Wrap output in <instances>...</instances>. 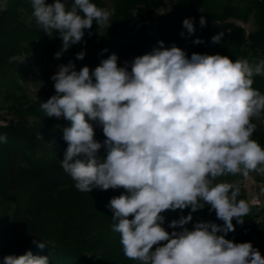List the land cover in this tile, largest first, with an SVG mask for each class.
Here are the masks:
<instances>
[{
  "label": "clouds",
  "instance_id": "obj_1",
  "mask_svg": "<svg viewBox=\"0 0 264 264\" xmlns=\"http://www.w3.org/2000/svg\"><path fill=\"white\" fill-rule=\"evenodd\" d=\"M7 6L8 0H0V12ZM31 7L29 22L34 20L50 38L59 34L57 59L83 41L94 21L97 28L111 25V13L91 0H74L70 7L62 0H31ZM200 25H206L203 16ZM183 28L193 35V18H186ZM222 36L214 35L212 43H220ZM158 45L124 66H118L113 53L95 69L77 71L70 60L51 76L56 94L41 108L47 117L71 122L63 129L68 146L61 167L80 192L125 190L107 207L128 259L140 264H264L252 243L225 238L235 231L233 219L242 225L250 208L237 199L239 184L216 183L229 174L264 175V148L251 139L257 128L252 121L264 113V94L252 87L253 77L264 75V60L233 62L228 56L199 53L189 58L175 45ZM85 54L82 50L75 58L83 60ZM94 124L102 128V142L95 138ZM6 141L0 136V142ZM205 206L223 225L200 221L189 230L192 213ZM189 208L187 216L169 223L181 230L169 233L162 226V213ZM33 244L46 247L41 240ZM3 264H49V257L27 251L4 256Z\"/></svg>",
  "mask_w": 264,
  "mask_h": 264
},
{
  "label": "trees",
  "instance_id": "obj_2",
  "mask_svg": "<svg viewBox=\"0 0 264 264\" xmlns=\"http://www.w3.org/2000/svg\"><path fill=\"white\" fill-rule=\"evenodd\" d=\"M115 1L118 4L109 31L102 35L105 28H97L94 21L81 42L82 47L94 51L91 61L95 67L115 50L120 51L118 66H124L125 62L149 53L148 49L158 43L144 31L130 36L126 26L132 9L139 4L146 9L158 8L163 0ZM73 2L66 0V6ZM91 2L105 8L103 0ZM201 9L207 17L225 24L220 43H212L217 32L206 25L201 27ZM32 11L31 0H8L7 9L0 12V136L7 138L0 142V264L6 255L19 256L27 251L48 256L49 264H140L125 257L120 234L112 231L115 221L107 205L116 197L113 189L80 192L61 167L68 146L63 129L71 122L63 117H47L41 108L42 102L56 94L55 89L43 94L36 103L24 102L16 95L22 89L15 77L16 57L32 50L54 52L62 47L58 33L50 38L34 20L29 22ZM251 16L257 26L249 34L226 22H248ZM186 18H193L195 33L191 36L183 28ZM162 38L166 48L175 45L189 58L193 53L219 54L233 62L244 58L252 64L259 63L264 60V0H180L175 11L166 17ZM197 38L204 42L194 44ZM121 44L131 47L129 53L121 52ZM253 80L252 87L264 94V75L254 76ZM258 143L264 148L263 137ZM104 153L101 150L99 156L104 158ZM252 211L256 212L254 218L248 213L243 219L253 221V226L238 234L233 242L256 241L264 247V205L253 206L249 212ZM218 225L223 224L220 221ZM34 239L41 240L46 247L39 249L33 244Z\"/></svg>",
  "mask_w": 264,
  "mask_h": 264
},
{
  "label": "rangeland",
  "instance_id": "obj_3",
  "mask_svg": "<svg viewBox=\"0 0 264 264\" xmlns=\"http://www.w3.org/2000/svg\"><path fill=\"white\" fill-rule=\"evenodd\" d=\"M105 4L106 10H108L111 15L109 19V24L111 19L114 15L117 1L115 0H103ZM180 0H163V5L158 8H151L146 9L144 4H139L138 7L132 9L131 12V19L128 23L127 30L129 31L130 36H135L138 33L144 31L146 34L154 38L155 40L163 41L162 38V30L165 26L166 17L175 11L177 5L179 4ZM66 4V0H62ZM200 18L203 16L206 21V26L218 34L222 33V26H225L223 22H217L213 19L206 16L203 9L199 11ZM229 23H234L236 26H239L245 30L247 34L253 32L256 29V21L253 16L249 18L248 22H243L236 19H229ZM112 26V25H110ZM109 28H105L102 35H105ZM52 38V37H51ZM120 42L116 41V46H119ZM123 48L120 46V50L122 53H129L131 50L130 46H126L121 44ZM81 43L73 45L69 50L64 52L61 58H55V53L60 51L61 47H57L54 52H45L38 51L30 53H25L23 55H19L16 57V61L18 63L17 72L15 73V77L17 78L18 84L21 85L22 89L16 92L18 98L24 100V102L29 103H36L39 101L41 96L47 92H50L54 89V82L51 80V76L54 75L60 65L67 64L70 60L74 62L76 66V70L78 71L80 68L84 66H88L90 69H95L94 64L92 63L91 59L94 54V51L90 47H80ZM158 43L152 45L148 50L149 52L152 51L154 47H158ZM165 47V46H164ZM79 49V51L75 52V49ZM166 48V47H165ZM73 50V51H72ZM85 51V58L83 60H77L76 53L80 51ZM119 50H115L112 54H119ZM122 61V59H121ZM23 75V77H19ZM257 125L256 131L253 133L251 139L260 142L261 138H264V113H262L261 119L252 121ZM94 123V122H93ZM95 126V124H94ZM95 138L98 141H103L105 139L102 128L99 126H95ZM104 153V150L101 149ZM106 156V152L104 153ZM219 182H229V183H237L240 186V194L238 196V200H245L249 208L253 206L262 207L264 205V194H262V189H264V175H260L256 172H250L248 177H244L243 175H226L217 178L216 183ZM116 196L121 195L125 190L115 189L113 190ZM191 209H184L182 212L181 210L176 211H165L162 215L165 217L164 224L162 225L169 233L172 231H179L181 229H172L169 227V223L174 219H179L181 215L187 216ZM256 212L252 211L249 212V216L254 218ZM193 220L189 222L186 227L189 230H192L193 225L196 222L200 221H211L218 224L221 220L217 219L216 214L214 211L211 213L209 212V207L205 206L204 209L198 210L192 213ZM244 218V217H243ZM223 224V221H221ZM233 224L235 226V231L229 232L225 237L228 240L233 241L238 234H241L244 230L250 229L253 226V221H244V223L238 224L236 219H233ZM218 235H223V233H219ZM164 243V242H162ZM253 247L258 249L262 256H264V247L258 245L256 241L251 242Z\"/></svg>",
  "mask_w": 264,
  "mask_h": 264
}]
</instances>
